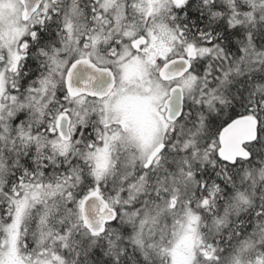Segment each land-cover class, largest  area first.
<instances>
[{
  "label": "snow or ice",
  "instance_id": "6c2138e0",
  "mask_svg": "<svg viewBox=\"0 0 264 264\" xmlns=\"http://www.w3.org/2000/svg\"><path fill=\"white\" fill-rule=\"evenodd\" d=\"M0 264H264V0H0Z\"/></svg>",
  "mask_w": 264,
  "mask_h": 264
}]
</instances>
